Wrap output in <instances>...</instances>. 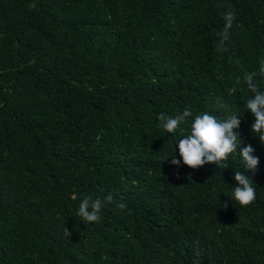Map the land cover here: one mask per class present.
<instances>
[{
    "label": "trees",
    "instance_id": "16d2710c",
    "mask_svg": "<svg viewBox=\"0 0 264 264\" xmlns=\"http://www.w3.org/2000/svg\"><path fill=\"white\" fill-rule=\"evenodd\" d=\"M262 65L264 0H0V264H264V144L244 81L264 91ZM186 109L182 131L161 127ZM204 112L241 115L226 168L179 156ZM249 144L256 199L242 207L230 196ZM108 195L85 224L81 199Z\"/></svg>",
    "mask_w": 264,
    "mask_h": 264
},
{
    "label": "clouds",
    "instance_id": "9594fccd",
    "mask_svg": "<svg viewBox=\"0 0 264 264\" xmlns=\"http://www.w3.org/2000/svg\"><path fill=\"white\" fill-rule=\"evenodd\" d=\"M225 27L219 33L223 44L229 38V30L232 28L235 19V13L228 11L224 15ZM260 74L264 75V65L260 68ZM244 81L252 96L245 102V109L250 111L255 117V122L251 126L252 132L258 137L259 141L264 144V91L259 89L255 82L254 75L245 73ZM192 116L191 109H186L182 113L175 116H168L161 113L158 119L162 122L161 127L171 134H175L181 130V125L186 122L188 117ZM241 115L231 113L226 118H220L209 112L197 114L190 126V132L182 135L178 142L179 156L182 158L183 164L191 169H197L207 164H215L217 167H224L225 161L229 156L237 152L241 143V134L237 131L240 128ZM254 148L249 144L239 151V155L247 169V174L236 171L233 179L237 182L236 187L232 188L231 199L238 202L242 207H247L256 199V189L253 186V179L248 174L249 171L255 172L259 158L255 156ZM168 160V159H166ZM171 164L179 166L180 160L176 157L171 158ZM113 197L108 195L105 198L84 196L79 204L77 215L85 224L97 223L100 221V212L104 207V201L111 202ZM120 209L126 208L123 203L118 204ZM66 237L71 232L64 227Z\"/></svg>",
    "mask_w": 264,
    "mask_h": 264
}]
</instances>
